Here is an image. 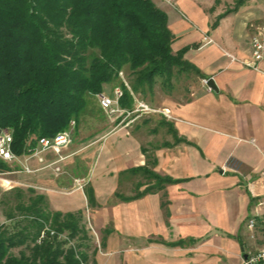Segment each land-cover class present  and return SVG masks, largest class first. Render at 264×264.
I'll return each instance as SVG.
<instances>
[{
    "label": "crops",
    "instance_id": "obj_1",
    "mask_svg": "<svg viewBox=\"0 0 264 264\" xmlns=\"http://www.w3.org/2000/svg\"><path fill=\"white\" fill-rule=\"evenodd\" d=\"M172 3L158 6L172 49L187 48L184 58L198 74L145 96L124 79L128 109L141 100L161 111L102 113V127L81 147L73 139L42 151V161L28 154V174L44 171L51 207L87 216L99 238L92 264H242L264 243V56L255 70L227 54L250 56L264 0ZM251 218L261 232L247 241L240 231L253 230Z\"/></svg>",
    "mask_w": 264,
    "mask_h": 264
},
{
    "label": "trees",
    "instance_id": "obj_2",
    "mask_svg": "<svg viewBox=\"0 0 264 264\" xmlns=\"http://www.w3.org/2000/svg\"><path fill=\"white\" fill-rule=\"evenodd\" d=\"M173 41L153 0H0V128L12 151L30 153L71 121L76 132L87 99L107 86H120L119 104L131 107L119 71L141 96L198 74ZM11 162L0 157V174ZM0 208V264H90L79 252L89 238L81 210H55L45 193L18 186L0 193Z\"/></svg>",
    "mask_w": 264,
    "mask_h": 264
},
{
    "label": "built area",
    "instance_id": "obj_3",
    "mask_svg": "<svg viewBox=\"0 0 264 264\" xmlns=\"http://www.w3.org/2000/svg\"><path fill=\"white\" fill-rule=\"evenodd\" d=\"M170 5L173 3L171 0H165ZM206 42H212V39L208 37H204ZM250 47L251 52L250 56L245 59H238L235 56L228 54L231 60H236L245 65L246 67L259 70V62L262 60L264 56V25H260L257 27L256 32L250 37ZM120 76L122 75V71L118 73ZM124 84L126 82L124 78L121 76ZM208 79H202V83L204 85L207 84ZM100 106L105 110L107 115L110 118H117L121 115H130L136 112H160V109L152 108L147 103L138 100L136 106L133 109H128L122 107L119 102L121 97L123 96V90L120 86H116L112 89L111 95L105 92L96 94ZM163 113L168 115V112L162 110ZM70 125H74V121L70 122ZM71 130L66 129L57 132L53 137H41L38 140V147L31 150L33 155H38V160L42 161V157L39 155L42 151L47 149H53L58 151L62 147H65L69 143H71ZM12 142V133L10 130L6 128H0V157L6 161H17L21 167V171L25 173H29L31 171L27 160L28 156L19 157L17 156L11 149ZM55 170H59L58 167ZM256 224V219L251 218L248 221V227L253 229ZM46 230V229H45ZM45 230L41 232V237L43 236ZM52 232V231H51ZM242 264H264V243L255 248L254 250H250L246 252L245 257L242 259Z\"/></svg>",
    "mask_w": 264,
    "mask_h": 264
},
{
    "label": "rangeland",
    "instance_id": "obj_4",
    "mask_svg": "<svg viewBox=\"0 0 264 264\" xmlns=\"http://www.w3.org/2000/svg\"><path fill=\"white\" fill-rule=\"evenodd\" d=\"M162 1L156 0L158 6L167 5L166 3H168V2L165 1L166 3H164ZM171 2H172V0H171ZM121 76L124 78L123 71H122ZM111 87H109V86L106 87L105 92L107 94L111 95V92H110ZM102 113L105 114L106 112L99 105V101H98V98L96 95L92 96V98L87 99L86 106L80 114L79 123H78L79 126H78L76 132H74L72 125H70V127H69V130H71V138H72V140L73 139L77 140L74 143L77 145L79 144L78 147H81L84 143L91 141L93 139L92 133L95 130H97L100 126L102 127L103 124H99V122H98L99 121L98 119L100 117H102ZM82 142H84V143H82ZM74 143L72 144V147L76 148L77 146ZM28 154H26V156H28ZM7 162H11V161H7ZM16 163H18V162L14 161V162H11V164H10L11 165L10 167L13 170H10L9 172L0 174V193L3 194L5 192L9 191L10 189H12L13 187H17V186L23 187V188L33 187L38 193H44L45 192L44 186L40 182V179H42L41 177L45 176V174H43L44 171H42L40 174H38L36 176L33 175L30 177L29 174L18 170L19 167L15 166ZM27 163H28V165L30 164L29 160H27ZM81 166H82V168H85L84 163H82ZM59 191H63V190H59ZM2 209L0 208V212H2ZM85 213H87V212L85 211L84 215H85ZM86 217L87 216H84V222H85L86 227H87L89 238L87 240H85V242H86L88 249L86 250L84 248L83 249L81 248L79 250V252L84 251V250L87 251L88 255L90 256L89 258L92 259V255L94 254V251H97L99 248L98 247L99 246V244H98L99 238H98V236L95 235L93 229L91 227H89L88 218H86ZM3 219H4V216L0 215V221H3ZM258 230H259V232H261L260 229H258ZM258 230L255 228L252 231H250L249 229L244 227L240 231L241 238L247 239V241H251L253 239V237L256 235V233L258 235V232H257ZM261 240L264 241V232L263 231H262ZM73 242L75 244V241H73ZM90 264H92V263H90Z\"/></svg>",
    "mask_w": 264,
    "mask_h": 264
},
{
    "label": "water",
    "instance_id": "obj_5",
    "mask_svg": "<svg viewBox=\"0 0 264 264\" xmlns=\"http://www.w3.org/2000/svg\"><path fill=\"white\" fill-rule=\"evenodd\" d=\"M207 84L209 86H212L213 85V79H208ZM244 257H245V255H244Z\"/></svg>",
    "mask_w": 264,
    "mask_h": 264
}]
</instances>
